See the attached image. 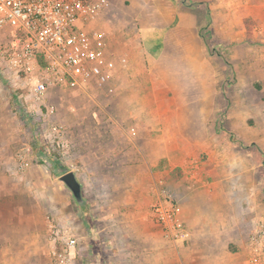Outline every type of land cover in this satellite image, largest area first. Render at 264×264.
<instances>
[{
  "label": "crops",
  "instance_id": "1",
  "mask_svg": "<svg viewBox=\"0 0 264 264\" xmlns=\"http://www.w3.org/2000/svg\"><path fill=\"white\" fill-rule=\"evenodd\" d=\"M191 1L130 0L114 27L113 43L129 58L114 80L117 90L140 91L148 84L150 91L181 93L172 99L177 127L174 134H74L82 200L72 197L82 209L81 223L55 215L73 224L83 251H122L125 244L131 249L146 241L165 173L173 177L168 186L191 233L177 242L196 252L189 263L239 264L231 258L248 252L250 232L264 223V164L253 158L258 148L237 145L225 130L207 127L220 119L244 143L259 142L261 133L249 128V120L263 124L262 108L243 100L228 106L220 96L214 80L222 60L206 49L207 4ZM88 202L91 216H84ZM159 232L156 242L163 243Z\"/></svg>",
  "mask_w": 264,
  "mask_h": 264
},
{
  "label": "rangeland",
  "instance_id": "2",
  "mask_svg": "<svg viewBox=\"0 0 264 264\" xmlns=\"http://www.w3.org/2000/svg\"><path fill=\"white\" fill-rule=\"evenodd\" d=\"M108 1L100 25L110 33L111 54L115 57L127 56L113 43V30L120 23L121 15H127L130 0ZM191 2L207 4L206 49L222 60L217 65L219 74L214 80L220 96L228 106L237 100L258 104L262 108L260 112L264 122V0ZM108 86L107 83L90 80L84 89L56 87L48 92L45 104L37 107L29 104L28 109L35 108L38 114L46 113L48 106H55L53 122L62 126L63 137L68 144L63 149L58 146V139L49 134L51 121L43 125L29 121L19 105L20 99L0 76V264H50L48 216L59 211L64 220L69 218L74 225L75 222L81 223L82 209L60 180V176L67 171L73 170L77 175L81 173L77 158L79 150L75 145L79 140L74 134H174L177 124L172 116V99L173 94L178 96L181 93L161 88L156 92L150 91V86L146 84L140 91L121 88L110 94ZM24 94L22 98L28 95ZM133 100L135 103L131 105ZM157 106L164 110L160 115L156 113V109L160 108ZM250 120L249 128L258 129L261 133L259 142L244 143L220 119L218 123L212 121L207 127L210 130H225L227 139L237 145L257 147L260 153L253 158L264 164V143L261 144L264 123ZM44 152H52L57 162L41 163L40 156ZM23 162L24 166L21 165ZM164 175L163 182L159 183L158 198L163 193L173 196L172 188L168 186L173 177ZM176 175L180 179L178 171ZM88 205L89 209L83 208L87 212L84 216H91L90 202ZM152 224V233L147 235L146 241L138 245L130 244L131 249L125 244L122 251L102 248L86 252L79 240L74 264H156L160 260L164 264H191L188 260L192 261L196 252L167 239L154 219ZM260 224L249 234L248 252L235 254L237 256L231 258L232 261L252 264V237ZM155 231H161L163 243L159 239L156 242ZM263 263L264 248L260 264Z\"/></svg>",
  "mask_w": 264,
  "mask_h": 264
},
{
  "label": "built area",
  "instance_id": "3",
  "mask_svg": "<svg viewBox=\"0 0 264 264\" xmlns=\"http://www.w3.org/2000/svg\"><path fill=\"white\" fill-rule=\"evenodd\" d=\"M108 5V0H0V76L20 99L29 121L37 125L51 121L49 134L63 149L68 144L62 126L53 122L55 106H48L44 114L28 107L45 104L48 92L56 87L84 89L90 80L109 84L110 94L117 91L114 80L128 67L129 58L111 54L110 33L100 25ZM24 92L28 100L22 98ZM152 217L169 240L183 242L191 235L179 202L169 193L154 203ZM48 231L50 264H74L79 238L73 225L50 214ZM263 248L261 223L252 237V264H260Z\"/></svg>",
  "mask_w": 264,
  "mask_h": 264
},
{
  "label": "water",
  "instance_id": "4",
  "mask_svg": "<svg viewBox=\"0 0 264 264\" xmlns=\"http://www.w3.org/2000/svg\"><path fill=\"white\" fill-rule=\"evenodd\" d=\"M60 180L68 187L72 192L76 200H82V184L78 180V177L74 171H67L60 176Z\"/></svg>",
  "mask_w": 264,
  "mask_h": 264
},
{
  "label": "trees",
  "instance_id": "5",
  "mask_svg": "<svg viewBox=\"0 0 264 264\" xmlns=\"http://www.w3.org/2000/svg\"><path fill=\"white\" fill-rule=\"evenodd\" d=\"M41 163H48L51 162L55 164L57 162L56 156L52 152H44L42 156H40ZM82 206V204H81ZM84 208V207H83Z\"/></svg>",
  "mask_w": 264,
  "mask_h": 264
}]
</instances>
